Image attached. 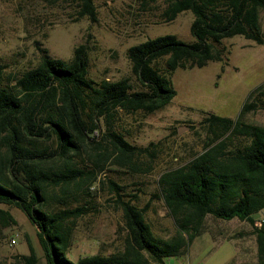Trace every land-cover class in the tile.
I'll use <instances>...</instances> for the list:
<instances>
[{
  "label": "trees",
  "instance_id": "16d2710c",
  "mask_svg": "<svg viewBox=\"0 0 264 264\" xmlns=\"http://www.w3.org/2000/svg\"><path fill=\"white\" fill-rule=\"evenodd\" d=\"M62 1L72 7L75 20L95 21L93 0ZM155 1L142 0L143 4ZM162 3L159 16L163 22L172 21L180 12H191L193 40L163 34L128 46L126 57L139 89L132 88L128 77L89 78L85 43L74 46L71 57L64 60L51 57L36 42L39 61L20 75L8 77L11 84L3 83L0 65V204L18 208L34 226L45 264H163L164 258L186 251L206 215L248 222L255 242L252 264H264V218L257 226L253 217L264 207V124L241 119L257 107L264 115L263 83L247 93L234 118L205 113L199 122L209 135L201 149L184 164L159 174L158 195L154 196L166 207L175 234L167 239L155 237L143 217L148 203L137 207L134 194L123 199L122 187L109 180L125 231L122 249L76 261L66 255L75 221L88 208L66 206L67 200H76L72 190L89 195L90 184L107 162L138 172L151 169L157 143L130 144L118 130L120 116L147 115L166 106L176 93L170 74L176 68L222 60L218 45L223 38L240 35L264 45L258 19L264 0ZM87 146L92 166L80 167L73 156ZM0 222L16 223L2 208ZM27 247L28 254L17 256L24 264H36L28 240Z\"/></svg>",
  "mask_w": 264,
  "mask_h": 264
},
{
  "label": "rangeland",
  "instance_id": "374dc122",
  "mask_svg": "<svg viewBox=\"0 0 264 264\" xmlns=\"http://www.w3.org/2000/svg\"><path fill=\"white\" fill-rule=\"evenodd\" d=\"M93 3L96 19L91 22L86 17L75 20L72 7L62 0H0L3 83L11 84L8 77L18 76L37 64L40 57L37 43L51 57L64 60L71 57L74 46L85 43L89 78L98 81L128 77L132 88L139 89L126 57L128 46L163 34H173L185 42L193 40L189 33L191 12H180L172 21L163 22L159 16L162 0L147 4L142 0H93ZM258 19L264 40V9L259 10ZM218 46L223 50L222 60L207 61L201 67L176 68L170 74L176 93L166 106L147 115L120 116L118 130L125 139L137 146L156 142V156L151 169L144 172L107 162L90 184L89 195L72 190L76 200H67L66 206L84 204L88 208L75 221L66 253L71 261L122 249L125 231L109 180L122 187L123 199L134 194L137 207L148 203L143 217L155 237L167 239L175 234L176 226L166 207L154 196L158 195L159 174L184 164L201 149L209 135L199 122L205 113L234 118L252 88L263 83L261 90L264 91V45L234 35L223 38ZM241 119L264 124L260 107L245 113ZM235 142V139L230 142L229 148ZM89 149L87 146L80 155L73 156L80 167L92 166L87 155ZM0 208L7 210L16 221L10 225L0 222V264H24L17 255L28 254L27 240L36 254V264H45L35 228L23 212L12 205L0 204ZM253 217L255 221L263 219L264 207ZM166 260L173 264H227L230 261L252 264L255 261L252 227L236 217L223 220L206 215L200 232L186 251Z\"/></svg>",
  "mask_w": 264,
  "mask_h": 264
},
{
  "label": "built area",
  "instance_id": "2783aa9c",
  "mask_svg": "<svg viewBox=\"0 0 264 264\" xmlns=\"http://www.w3.org/2000/svg\"><path fill=\"white\" fill-rule=\"evenodd\" d=\"M255 224H256L257 226H259V225H260V221H259V220L255 221ZM10 242H11V243L14 242V238H13V237H11Z\"/></svg>",
  "mask_w": 264,
  "mask_h": 264
},
{
  "label": "crops",
  "instance_id": "0c3cea01",
  "mask_svg": "<svg viewBox=\"0 0 264 264\" xmlns=\"http://www.w3.org/2000/svg\"><path fill=\"white\" fill-rule=\"evenodd\" d=\"M260 211V210H259ZM163 264H173V263H170L166 260V258H164V263Z\"/></svg>",
  "mask_w": 264,
  "mask_h": 264
}]
</instances>
